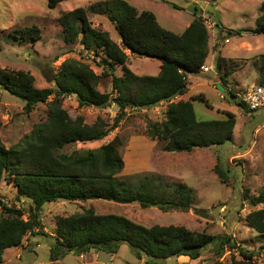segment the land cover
Wrapping results in <instances>:
<instances>
[{"label":"trees","instance_id":"1","mask_svg":"<svg viewBox=\"0 0 264 264\" xmlns=\"http://www.w3.org/2000/svg\"><path fill=\"white\" fill-rule=\"evenodd\" d=\"M64 0H48L55 7ZM264 7V2H262ZM106 16L115 25L121 38L117 43L109 31L96 28L88 17V9L78 7L60 15L63 38L67 43L80 39L87 51L103 50V74H97L89 64L75 58L63 62L55 75L56 87L37 88L35 77L23 70L0 69V88L25 102L24 108L31 113L38 103H48L49 114L45 121L34 125L31 133L16 145L7 147L0 136V185L3 180L13 179L21 194L32 200L30 216L23 217V210L6 205L0 206L7 216L0 219V264L6 249L20 246L24 237L39 225L38 215L45 203L65 201H88L102 199L122 204L138 203L142 207H158L163 211L188 210L193 206V189L185 183H161L156 175L141 174L121 176L125 166L119 155L122 142L115 136L96 149L63 151L69 144L82 141L101 140L113 127L118 126L130 108H151L169 102L163 122L150 120L147 134L151 139L168 141L169 152H191L196 148L223 145L233 140L236 114L227 111L224 119H199L193 101H173L176 96L189 91V75L201 73L207 62L209 32L202 15L195 7V18L182 32L176 33L163 27L156 14L150 10L138 11L128 0H105L91 7ZM221 26V24H217ZM264 33V9L250 29H220L219 39L232 37L240 32ZM229 35V36H228ZM16 40H36L40 37L37 26L11 32ZM220 47L215 43L214 49ZM156 58L161 61L157 75L137 74L128 65L129 54ZM258 84L264 86V53L259 55ZM123 74L117 75V66ZM240 63L220 52L215 58V70L225 91L246 112L253 111L237 93L225 86L228 76L239 70ZM210 71H208L209 73ZM207 73V72H206ZM112 77L113 89L100 91L98 86L104 76ZM77 97L81 107H108L113 103L120 112L111 126L103 117L93 124L85 122L83 116H69L63 108L66 96ZM53 96V99L49 100ZM209 106V101L200 95ZM220 177L228 180V173L215 167ZM13 175V178H11ZM138 178L136 182L134 180ZM252 205L264 204V190L250 200ZM250 225L264 235V210L250 212ZM55 241L51 247L52 261L69 253L81 255L91 250L117 253L122 244H127L139 257L144 253L152 259H168L187 255L192 259L213 245L217 258L213 264H227L220 257L228 248L239 252L241 259L233 255L230 264H258L254 252L244 248L227 234L194 231L182 225L145 226L126 216L98 214L87 208L69 216H59Z\"/></svg>","mask_w":264,"mask_h":264},{"label":"rangeland","instance_id":"2","mask_svg":"<svg viewBox=\"0 0 264 264\" xmlns=\"http://www.w3.org/2000/svg\"><path fill=\"white\" fill-rule=\"evenodd\" d=\"M104 1L64 0L55 7H49L48 0H0V69L29 72L35 77V86L40 89L56 87L55 75L61 70L63 62L70 58L85 62L97 74H103L102 60L106 57L104 51H87L80 39L75 43L65 42L59 18L65 11L78 7L88 9V17L93 26L109 31L111 37L121 45V38L111 20L106 14H98L91 9L96 3ZM128 1L138 11H153L163 27L176 33H181L189 26L195 18V7H198V14L206 19L212 44L210 52L213 51V44L219 42L224 53L219 47L215 49L217 54L220 52L240 63L239 70L228 76L225 86L234 90L237 100H240L253 86L259 85V55L264 53V33L244 31L228 37V41L227 36L219 39V35L220 29L224 28L241 30L255 27L256 18L264 9V0ZM32 26H37L40 30V37L36 40H16L10 36L14 30ZM159 61L156 58L130 54L127 65L137 74L155 75L157 71L154 69ZM115 72L122 75V66H117ZM188 79L189 91L176 97L174 101L198 96L193 103L198 118L202 120L224 119L227 111L235 113L236 124L231 142L196 148L191 152L167 151L168 141L151 139L147 134L150 120L163 122L166 119L169 103L164 102L148 110L128 107L118 126L113 127L106 137L101 140L78 141L67 145L63 151L96 149L118 136L122 142L119 155L125 163L121 176L154 174L158 177L157 181L163 184L185 183L194 191L193 206L186 211H163L158 207H142L138 203L122 204L102 199L45 203L38 215L39 225L27 233L20 246L6 249L4 263L213 264L218 257L216 247L210 245L196 259L184 255L152 261L144 253L139 257L130 246L122 244L117 253L94 249L81 255L69 253L52 261L50 251L57 235V218L82 212L87 208H93L98 214L123 215L145 226L174 224L194 231L227 234L244 248L253 251L258 264L263 263L264 235L256 231L246 217L252 211L264 210V204L250 203L252 198L259 196L264 190V108L244 111L225 89L222 90L216 84L219 78L213 70L209 73L190 74ZM202 81L206 84L201 83ZM260 86L264 90V86ZM98 88L102 92L112 91V77L104 76ZM200 95L209 101V106L202 101ZM51 99L53 96L49 100ZM24 105L22 99L0 88V136L7 147L21 143L31 133L34 125L45 121L49 114L48 103H38L31 113L25 111ZM63 108L72 118L81 115L85 122L93 124L101 116L111 126L120 112L116 103L105 108L81 107L75 95L64 98ZM216 166L228 173V180L220 177ZM137 180L138 178L134 182ZM0 199L10 207L23 210L24 218L30 216L33 202L21 194L13 179L10 182L2 181ZM7 215L0 206V219ZM233 255L241 259L238 251L228 248L220 259L230 264Z\"/></svg>","mask_w":264,"mask_h":264},{"label":"built area","instance_id":"3","mask_svg":"<svg viewBox=\"0 0 264 264\" xmlns=\"http://www.w3.org/2000/svg\"><path fill=\"white\" fill-rule=\"evenodd\" d=\"M227 41H228V39H227ZM212 69H213V66H210V65H203L202 66L203 72H208ZM242 97H243L242 100L246 104L249 105L250 109L257 110V109L264 108V90H263V87H261L260 85L253 86V88H251L249 90V92L247 94H244V96H242ZM261 264H264V262Z\"/></svg>","mask_w":264,"mask_h":264},{"label":"crops","instance_id":"4","mask_svg":"<svg viewBox=\"0 0 264 264\" xmlns=\"http://www.w3.org/2000/svg\"><path fill=\"white\" fill-rule=\"evenodd\" d=\"M189 24H190V23H189ZM189 24H188V25H189ZM188 25H187V26H188ZM187 26H186V27H187ZM185 29H186V28H185ZM185 29H184V30H185ZM184 30H183V31H184ZM183 31H182V32H183ZM182 32H181V33H182ZM211 46H212V44H211V41L209 40V47H211ZM214 46H215V44H213V51L209 53V56H208L207 62L209 61V62H210L209 64H214V65H215V58H216L217 52L215 51ZM219 50L222 51V53H224V52H223V51H224L223 48L220 47ZM128 53H129V52H128ZM160 66H161V62L159 61V62H157V64H156V69H154L155 71H157V73H155V74H158V73H159V71H160V69H161ZM213 71H214V70H213ZM214 72H215V74L217 75L216 70H215ZM198 81H200V80H198ZM198 81H197V82H198ZM197 82H196V83H197ZM220 82H221V81L218 80V81L216 82V84L218 85ZM201 83H205V82L202 81ZM205 84H206V83H205ZM189 85H190V82H189ZM196 85H197V84H196ZM189 87H190V86H189ZM189 89H190V88H189ZM181 96H182V95H181Z\"/></svg>","mask_w":264,"mask_h":264},{"label":"clouds","instance_id":"5","mask_svg":"<svg viewBox=\"0 0 264 264\" xmlns=\"http://www.w3.org/2000/svg\"><path fill=\"white\" fill-rule=\"evenodd\" d=\"M206 20V19H205ZM228 39V38H227ZM129 52V50H127V53ZM129 55L131 54L130 52L128 53ZM161 62V61H160ZM204 65H210V66H213V69L212 70H214L215 71V65L214 64H209L208 62H206ZM160 68H161V66H160ZM211 71V70H210ZM160 72V71H159ZM203 72V71H202ZM203 73H206V72H203ZM140 75H142V74H140ZM155 75H157V74H155ZM220 84V83H219ZM223 86V85H222ZM222 90H224V87H223V89ZM176 97H178V96H176ZM175 99V98H174ZM174 99H173V101H174ZM166 102V101H165ZM162 103H164V102H162ZM167 103H169V102H167ZM161 104V103H160ZM249 107V106H248ZM149 108H143V110H148Z\"/></svg>","mask_w":264,"mask_h":264},{"label":"water","instance_id":"6","mask_svg":"<svg viewBox=\"0 0 264 264\" xmlns=\"http://www.w3.org/2000/svg\"><path fill=\"white\" fill-rule=\"evenodd\" d=\"M218 86H219L221 89H223V86H222V84H218Z\"/></svg>","mask_w":264,"mask_h":264}]
</instances>
